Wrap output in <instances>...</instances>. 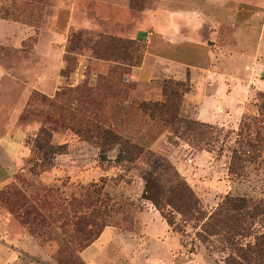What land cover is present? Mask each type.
Listing matches in <instances>:
<instances>
[{"label": "rangeland", "instance_id": "obj_1", "mask_svg": "<svg viewBox=\"0 0 264 264\" xmlns=\"http://www.w3.org/2000/svg\"><path fill=\"white\" fill-rule=\"evenodd\" d=\"M255 13L264 23V0H0V142L23 143L17 163H0V196L19 192L14 206L0 201V223L12 248L22 235L40 247L0 246V264H225L228 245L205 241L202 223L233 219L234 200L264 203V167L246 179L229 174L238 134L263 121L264 40H255L262 32ZM250 20L254 35L245 31ZM168 80L191 88L183 119L205 123L197 100L187 101L193 93L222 100L218 124L206 123L217 128L216 143L213 133L198 143L215 144L212 151L195 150L193 137L141 108L163 100ZM104 129L171 163L206 217L145 199L148 161L119 160ZM42 130L53 146L67 147L44 163L34 147ZM244 213L253 237L238 239L253 243L264 215Z\"/></svg>", "mask_w": 264, "mask_h": 264}, {"label": "trees", "instance_id": "obj_2", "mask_svg": "<svg viewBox=\"0 0 264 264\" xmlns=\"http://www.w3.org/2000/svg\"><path fill=\"white\" fill-rule=\"evenodd\" d=\"M190 91L191 88L187 82L165 81L163 84V100L154 103H142L141 108L151 118H159L164 123L169 124L173 127L175 133H181L188 139L193 137L191 140L193 146L196 147L195 150L210 152L215 144L208 143L200 149L198 143H207L209 138L207 139L206 135L208 133L214 134V143H216L217 128L206 123L183 119L179 114L181 99ZM260 116L263 117V121L255 120L252 125L248 126L246 136H244V133L238 134L240 139L238 138L237 146L232 150L229 166L230 176L246 179L252 171L250 169L256 171L257 168L264 167V106L262 107V105ZM101 133H103L105 140L113 142L118 147L119 160L131 164L143 160L148 161L149 169L143 173L145 199L154 203L159 209L170 208L172 212H177L182 217L189 216L196 221L206 217L200 199L177 169L165 158L157 156L155 153L146 152L142 146L122 139L109 129H104ZM51 139L52 135L48 131L42 130L34 142V147L43 154L40 160L41 163L54 158L56 154L66 152V145L55 147L52 145ZM106 160L101 155V161ZM0 199L1 202L14 206L12 201H19V192L15 190L5 192L0 196ZM230 209L234 212L233 219L229 220L226 216H222L215 219L216 223H202L203 238L207 241L209 237H220L228 245L231 252L226 258L225 264H264V233L257 235V232H255L253 243L242 244L238 239V237H253L250 233L251 231L253 233L255 228V225L246 223L244 211L247 212L250 218H253L255 214L264 215V203H255L248 199L234 200L231 201ZM167 221L169 225H174L168 219ZM196 224L194 223L195 227ZM97 239L99 237L95 240ZM92 243L88 242L87 248Z\"/></svg>", "mask_w": 264, "mask_h": 264}, {"label": "crops", "instance_id": "obj_3", "mask_svg": "<svg viewBox=\"0 0 264 264\" xmlns=\"http://www.w3.org/2000/svg\"><path fill=\"white\" fill-rule=\"evenodd\" d=\"M255 14L256 15H255V17H253V20L255 19V22H257V20L259 18V25H260V29L262 31V32H260L259 37L258 36L255 37V40L261 41L262 39L264 40V35H263L264 23L261 21L263 17L261 14H257V13H255ZM226 16H227L228 20H232L229 17L228 13H226ZM215 20H216V18L214 19V21ZM253 20L247 21V23L245 24V28H246L245 31L247 30L246 34H248V35L256 34L257 28H255V26L257 24L254 25ZM213 25L217 26L215 23H213ZM210 26H212V23H210ZM212 52L214 53L213 50H212ZM149 74H150V71L148 69L143 71V76H149ZM260 82L262 84H264V79H261ZM198 94H199L198 92L193 93V95H191L190 97H187L188 102H190L191 100H192V102H195V100H197L196 102L199 104L198 112L196 115L197 119L201 120L202 122L208 123V124H218V123H215L214 119L219 114L224 115V113H221L222 111H220V108H221L220 104H223L222 100L219 101L218 99H215V98L206 97L204 95V93L202 95H201V93L199 95ZM223 109H225V108H223ZM225 118H223L221 124L223 123ZM21 134H23V133L21 132ZM13 144L12 145L9 144L8 141L0 142V163L1 164H3V165L8 164L9 165V163L14 164V163H17V161H19V153H20V150L23 146V143L13 142ZM202 156H205V154H200L199 157L197 156L196 160H198ZM0 231L2 232V233L0 232V246L2 248H5L6 250L12 249V250L16 251L17 253H20L19 251L21 249L23 250L26 244H29L28 245L29 249H32V250L36 249L37 251L40 250V247L36 243V241L31 236H26V235L25 236L22 235L21 239H18V241L16 242L17 244H14L16 246L12 248L7 243L9 240L6 238L7 237L6 235L9 232H8V228L6 227L5 224L0 223ZM29 253L32 254L31 252H29ZM15 257L19 259V255L15 256Z\"/></svg>", "mask_w": 264, "mask_h": 264}]
</instances>
